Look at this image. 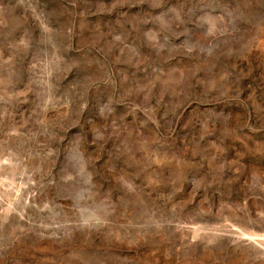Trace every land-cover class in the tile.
Masks as SVG:
<instances>
[{
	"label": "rangeland",
	"instance_id": "1",
	"mask_svg": "<svg viewBox=\"0 0 264 264\" xmlns=\"http://www.w3.org/2000/svg\"><path fill=\"white\" fill-rule=\"evenodd\" d=\"M0 264H264V0H0Z\"/></svg>",
	"mask_w": 264,
	"mask_h": 264
}]
</instances>
